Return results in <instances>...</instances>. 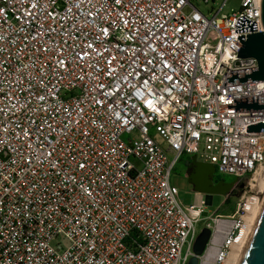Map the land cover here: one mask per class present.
<instances>
[{
  "label": "built area",
  "instance_id": "obj_1",
  "mask_svg": "<svg viewBox=\"0 0 264 264\" xmlns=\"http://www.w3.org/2000/svg\"><path fill=\"white\" fill-rule=\"evenodd\" d=\"M214 1L0 0V264H187L204 227L197 264H230L264 116L226 105L264 80L223 83L257 68L236 38L263 29L261 0ZM241 16L256 31L235 33ZM185 154L243 182L234 213L179 204Z\"/></svg>",
  "mask_w": 264,
  "mask_h": 264
},
{
  "label": "water",
  "instance_id": "obj_2",
  "mask_svg": "<svg viewBox=\"0 0 264 264\" xmlns=\"http://www.w3.org/2000/svg\"><path fill=\"white\" fill-rule=\"evenodd\" d=\"M260 19L262 32L245 35L244 40L243 36H237L236 40L241 44V47L234 57L238 59L253 58L257 68L229 72L223 86L264 80V0H261L260 4ZM251 31H256L253 21H249L243 16L236 20L235 33ZM226 108H234V112L263 111L264 116V96L233 100V105H226ZM260 130L264 131V122L246 127V133H257ZM188 167L193 169V172L187 177L188 183L192 186L193 191L203 194L206 200H210L213 195L227 197L236 182L235 179L231 183H225L223 180L213 183L214 166L197 161L194 155H192ZM209 234L210 231L206 227L200 230L193 245L194 256L189 259L187 264H197L196 256L203 252ZM240 264H264V202Z\"/></svg>",
  "mask_w": 264,
  "mask_h": 264
},
{
  "label": "rangeland",
  "instance_id": "obj_3",
  "mask_svg": "<svg viewBox=\"0 0 264 264\" xmlns=\"http://www.w3.org/2000/svg\"><path fill=\"white\" fill-rule=\"evenodd\" d=\"M209 1L211 2V0ZM222 2L223 0H215L214 6L217 7ZM239 3L240 0H227L226 7L221 11V13L230 16L233 11H237L239 9ZM212 39L213 34H209L207 41L211 42ZM191 157L192 155L189 154L181 156L180 161L173 167V170L171 172L170 184L174 186L178 191L177 200L179 204L183 208H187L191 205L202 206L204 208V213L200 216V219L203 220H206L208 217L214 214L231 215L232 213H234L238 200L237 197L213 195L210 200H206L203 194L197 193L189 187L187 178H185L184 176V166L190 163ZM134 166L136 169H139V165H137L136 163H134ZM216 175L220 176L217 173ZM204 224L205 221L199 224L198 229H201ZM183 250H185V248Z\"/></svg>",
  "mask_w": 264,
  "mask_h": 264
},
{
  "label": "bare ground",
  "instance_id": "obj_4",
  "mask_svg": "<svg viewBox=\"0 0 264 264\" xmlns=\"http://www.w3.org/2000/svg\"><path fill=\"white\" fill-rule=\"evenodd\" d=\"M264 202V168L261 172V190L260 195L257 196L254 204L249 205L250 216L247 219L245 227L238 237L230 257V264H240L245 250L248 246L252 231L254 229L258 214L260 212L261 206Z\"/></svg>",
  "mask_w": 264,
  "mask_h": 264
},
{
  "label": "flooded vegetation",
  "instance_id": "obj_5",
  "mask_svg": "<svg viewBox=\"0 0 264 264\" xmlns=\"http://www.w3.org/2000/svg\"><path fill=\"white\" fill-rule=\"evenodd\" d=\"M188 165L184 166V176H185V178H187L193 172V169L189 168ZM219 180H223L225 183H231L235 179L232 178V177L230 178L228 176L227 177L226 176H217L216 172H215L213 183H217V181H219ZM189 187L192 188V186L190 184H189ZM242 188H243V182L236 180V182L234 183V185H233V187L231 189L230 194L227 197H238L239 194L242 191Z\"/></svg>",
  "mask_w": 264,
  "mask_h": 264
}]
</instances>
